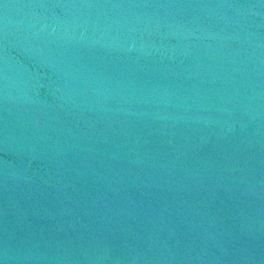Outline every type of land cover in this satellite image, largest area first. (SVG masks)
Here are the masks:
<instances>
[{"label":"water","instance_id":"95a60500","mask_svg":"<svg viewBox=\"0 0 264 264\" xmlns=\"http://www.w3.org/2000/svg\"><path fill=\"white\" fill-rule=\"evenodd\" d=\"M0 264H264V0H0Z\"/></svg>","mask_w":264,"mask_h":264}]
</instances>
